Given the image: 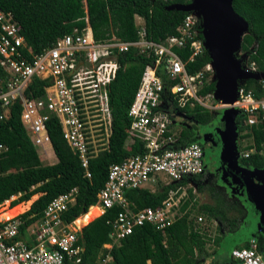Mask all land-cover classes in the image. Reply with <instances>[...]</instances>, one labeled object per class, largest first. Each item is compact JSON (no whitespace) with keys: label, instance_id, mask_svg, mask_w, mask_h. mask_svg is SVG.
<instances>
[{"label":"built area","instance_id":"1","mask_svg":"<svg viewBox=\"0 0 264 264\" xmlns=\"http://www.w3.org/2000/svg\"><path fill=\"white\" fill-rule=\"evenodd\" d=\"M90 29V28H89ZM178 35L160 43L147 39L144 26L139 27L138 40L124 42L112 36L95 41L91 30L58 38L38 54L24 52L27 46L20 27L11 12L0 10V67L6 73V87L0 90V122L7 120L11 105L19 102L20 122L42 161L53 153L46 123L54 118L70 150L77 156L83 175L91 178L90 162L109 150L112 116L109 107V85L115 78L118 64L115 56L136 50L153 62L142 73L138 88L128 108L130 125L127 129L126 149L135 139L143 143L142 154L109 166L107 180L97 194L96 205L102 214L118 208L116 216L108 221L110 243L106 250L116 247L131 235L135 228L145 224L164 231L173 224L174 209L178 208L187 189L179 186L171 190L157 208L135 210L126 192L146 189L155 183H181L195 187L192 178L202 176L206 167L205 152L199 143L181 144L180 132L188 127L191 116L185 108L196 104L206 109L208 97L197 92L204 83L205 74L214 79L211 62L196 73H189L176 50L190 52L188 62L194 61L207 49L202 38L201 19L195 12L186 13ZM254 51H252V54ZM236 58L245 73H260L250 53L240 50ZM34 79L47 82L41 97H26L25 92ZM246 81L238 83L236 100L226 109H234L243 117L245 126L256 125L264 119V80L260 84L261 97L256 98ZM217 108V107H215ZM264 148V147H263ZM7 148L0 144V156ZM255 149L239 152L240 157L255 153ZM162 184V185H163ZM152 192V191H151ZM154 192V191H153ZM77 188L59 194L45 207L41 217L25 226L20 213L8 217L13 201L20 193L0 204V264H80L82 248L77 245L79 227L76 221H67L65 212L74 205ZM3 208V209H2ZM202 222V219H199ZM237 247L229 252L225 264H264L256 244ZM109 255L101 260L107 264Z\"/></svg>","mask_w":264,"mask_h":264},{"label":"trees","instance_id":"2","mask_svg":"<svg viewBox=\"0 0 264 264\" xmlns=\"http://www.w3.org/2000/svg\"><path fill=\"white\" fill-rule=\"evenodd\" d=\"M189 2L190 0H85V9H81L78 15L69 21L65 19L59 0H0V10L13 14L28 49L24 55L30 59L31 53L38 54L51 47L58 38L70 35L74 30L78 33L85 32L87 27L90 28L93 39L98 42L112 36L124 42L137 41L139 27L136 25V17L143 19L147 39L160 43L170 36L178 35L177 28L186 15L183 12L169 11L167 8L173 4ZM232 6L249 26L243 36L241 50L250 53V59L256 62L259 72L264 73V0H233ZM175 52L186 62V70L189 73L199 72L210 63L206 52L192 62H188L190 52L187 49ZM115 60L118 70L109 85V107L112 116L109 150L90 162V179L84 177L80 162L63 139L56 119L51 118L46 123L52 150L57 159L53 165L42 164L41 157L26 136L20 122L21 106L18 101L11 105L7 120L0 122V144L7 148L0 156V204L18 193L21 195L13 201L12 206L28 202L35 194H41L21 216L25 226L37 221L53 198L72 188H77L78 193L74 205L65 212V219L70 222L87 214L88 209L97 202V194L107 180L109 166L143 153V143L137 139L129 149L125 147L130 125L127 112L142 73L153 59L139 54L136 50H130L117 54ZM5 80L6 73L0 67V90L5 89ZM46 83L34 79L25 92L26 97H41ZM245 85L254 91L256 98L261 97L258 82L249 80ZM214 90L215 83L211 81L210 74L206 73L204 83L197 94L206 97ZM185 111L199 126L207 125L214 119L212 111L197 104L192 108L186 107ZM242 121L243 117L238 115L235 120L238 138L251 139V144L243 148L238 145V152L250 149H255L256 152L245 158L240 157L238 163L246 169H263L264 119H260L253 126H245ZM180 142L185 145L197 143L193 132L189 133L185 129L180 132ZM201 178L197 176L192 178V181L197 184ZM186 183L187 179L181 183L160 185L154 192L147 189L130 190L126 192V197L135 210L155 209L166 200L169 191L185 186ZM187 191L188 199L181 201L179 206L182 216L177 217L172 225L163 232L150 224L137 227L119 243L120 248H104V245L111 242L108 221L112 220L119 210L113 208L105 211L77 234V245L82 248L80 264H101V260L107 255L111 258L107 264H201L202 258L205 261L210 259L212 255L206 252L202 233L193 228L189 219L187 210L193 200V194L191 189ZM228 206L226 201L220 200L216 206L203 205L201 209L218 219L223 229L227 222ZM228 223L235 224L231 220ZM221 241L222 238L218 237L214 243L218 246ZM249 246L245 243L242 247ZM257 249L259 253H264L262 241H259ZM228 260V252L221 250L209 264H225Z\"/></svg>","mask_w":264,"mask_h":264},{"label":"water","instance_id":"3","mask_svg":"<svg viewBox=\"0 0 264 264\" xmlns=\"http://www.w3.org/2000/svg\"><path fill=\"white\" fill-rule=\"evenodd\" d=\"M232 3L233 0H190L187 4H173L167 8L169 11L195 12L201 19L202 38L214 71V98L222 105H230L236 100L239 82L264 80V73H245L241 69L240 60L236 58L249 26L234 11ZM237 114L234 109L225 110V132L223 130L218 135L222 144L215 143V160L224 161L230 175L223 174L226 177L231 176L235 183L246 188L247 198L255 212L251 233H264V178L253 176L255 171V174H262L260 170L246 169L238 163L239 152L235 144ZM232 248L233 246L222 251L230 252Z\"/></svg>","mask_w":264,"mask_h":264},{"label":"rangeland","instance_id":"4","mask_svg":"<svg viewBox=\"0 0 264 264\" xmlns=\"http://www.w3.org/2000/svg\"><path fill=\"white\" fill-rule=\"evenodd\" d=\"M59 1L61 2L62 7L64 9L65 19L68 21L72 19L74 16L78 15L81 9H85V0H59ZM135 21L138 27L144 25L143 19L139 17H136ZM85 30H90V29L89 27H87ZM206 105L208 107L212 106V108L209 110L213 112L214 119L209 124L202 126L199 132L201 139L200 143L206 144L207 146L206 148L208 150L205 154L206 166L208 165V171H206L205 175L201 176L202 178L199 180L197 184L195 183V187L184 186L185 189L187 190L191 189V192L193 194V200L189 204L187 210L189 211V219L193 224V228L199 231V233H202V236L205 239L204 241H205V248L207 254L212 255V257L206 261L203 260V258L201 257L202 258V260H200L202 262L201 264H209L215 258L216 253H218L222 249L230 248L232 246L233 248L242 247L245 243L250 244V242L258 246L259 241H262V246H264V233L260 231H254L253 233H251L252 231L251 224L255 219V212L253 209V205L247 198L246 188L244 186H240L237 183H235L234 179L231 176L228 177L225 176L226 174L230 175V170H228V167L226 166L224 161L216 162L215 160V155H216V151H214L216 149L215 143H217L218 145L222 144L221 141H219L218 135L223 130L225 132L224 129L225 121L223 118L225 117L226 108L220 106V104L217 101L209 97ZM207 130H209V132H207ZM235 141H236L235 142L236 147L239 145L240 148H243L246 145L251 144V139L240 140L238 138V134ZM223 146L224 145H222V147ZM36 150L38 152V155L40 156V151L38 149ZM262 154L264 156V148L262 150ZM55 162L56 160H50L49 158L48 161L47 160L45 162L42 161V164L52 165ZM258 170H260L262 174L259 172L255 174L257 172L255 171L253 176H256V178L259 177L264 178V168ZM162 184L163 182L155 183L151 187L147 186L146 189L153 192L156 191L159 188V186ZM39 196H41L40 193L35 194L32 197L37 199L39 198ZM31 198L30 201H32L33 199ZM36 199H34L31 203L30 201L27 203L25 202L26 204L22 203L21 206L24 207L22 209L26 211L28 207H30V205ZM186 199H188V191L185 194L183 200ZM220 200L226 201L227 204L229 205L227 207L228 210L226 212L227 222H225L226 226L223 229L221 227V224L218 222V219H216L213 216H209L208 214L204 213L201 209V206L203 205L216 206L217 202ZM13 210L14 208H12V210H10L8 214ZM174 212H175V217L182 216L178 208H175ZM99 215L97 217H99ZM7 216L13 217L12 214ZM200 218L202 219V222H199ZM230 220L234 221L235 224L233 225L229 224L228 221ZM90 222L91 221H87V222L84 221L85 224H88ZM78 227L80 229L79 225ZM224 231H229V233H224ZM218 237L222 238V241L218 246H216L214 241ZM116 247L120 248V245L118 244ZM261 255L263 257L262 253Z\"/></svg>","mask_w":264,"mask_h":264},{"label":"flooded vegetation","instance_id":"5","mask_svg":"<svg viewBox=\"0 0 264 264\" xmlns=\"http://www.w3.org/2000/svg\"><path fill=\"white\" fill-rule=\"evenodd\" d=\"M205 126V125H204ZM194 127H196L197 129H194ZM202 128V126H199L198 125V123H196V121L194 120V119H191V121H190V123H189V125H188V127L186 128V130L189 132V133H192L193 132V137L194 138H196V141H197V143H199L201 146H202V148H203V150H204V152L206 153L208 150H207V146H206V144H201L200 142H201V139H200V129ZM214 150V149H213ZM212 150V151H213ZM216 150V149H215ZM214 150V151H215ZM206 171H208V165L205 167V169H204V173L202 174V176L203 175H205V173H206ZM264 254V253H263ZM264 257V256H263Z\"/></svg>","mask_w":264,"mask_h":264},{"label":"crops","instance_id":"6","mask_svg":"<svg viewBox=\"0 0 264 264\" xmlns=\"http://www.w3.org/2000/svg\"><path fill=\"white\" fill-rule=\"evenodd\" d=\"M27 136V135H26ZM29 139V138H28ZM30 141V140H29ZM32 144V143H31ZM41 157V156H40ZM50 160H56L57 161V159H56V157H55V155L54 154H52V156H51V158H50ZM52 162V161H51ZM56 163V162H55ZM54 163V164H55ZM50 165V164H49ZM53 165V164H52ZM150 187H151V185H150ZM150 191V190H149ZM38 199V198H37ZM36 199V200H37ZM30 201V200H29ZM28 201V202H29ZM23 203H25V202H23ZM27 203V202H26ZM25 203V204H26ZM18 206H21L22 205V203H20V205L19 204H17ZM17 205H15V206H13L12 208H15V207H18ZM32 205V204H31ZM30 205V206H31ZM92 208H95V209H97L98 210V214L96 215V217H94V219H92V220H90L89 219V217H87V216H89V214L88 213H90V211H91V209ZM30 209V207H28V209L26 210V211H24V212H27L28 210ZM94 209V210H95ZM12 210V209H11ZM24 212H22V213H24ZM20 214V213H19ZM88 214V215H87ZM87 214H84V215H82V216H80V217H78L75 221H77V220H79V219H81V222H82V224L80 225V229H82L84 226H86L87 224H85L84 223V221L85 222H87V221H93V220H95L96 218H97V216L99 215V216H101L102 215V211H101V209H99L98 207H97V205L95 204L94 206H91L89 209H88V211H87ZM86 218H87V220H86ZM80 229H79V231H80ZM228 254H229V252H228Z\"/></svg>","mask_w":264,"mask_h":264},{"label":"bare ground","instance_id":"7","mask_svg":"<svg viewBox=\"0 0 264 264\" xmlns=\"http://www.w3.org/2000/svg\"><path fill=\"white\" fill-rule=\"evenodd\" d=\"M34 199H36V198H33L32 201H33ZM32 201H30V203H31ZM28 205H30V204H28ZM22 208H24V207H22V206H21V207H16V208H14V210H13L12 212H10V213L7 214V215L12 214L13 216H16V215H18L19 213H22V211H24ZM88 214H89V216H87V217H89V219L92 220V219H94V217H96V215L98 214V210L95 209V210L91 211V212L88 213ZM88 214H87V215H88ZM86 220H87V218H86ZM76 223L80 226V225L82 224L81 219L77 220Z\"/></svg>","mask_w":264,"mask_h":264}]
</instances>
